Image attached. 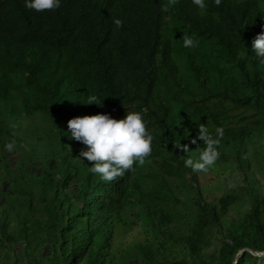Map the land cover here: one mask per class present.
Returning <instances> with one entry per match:
<instances>
[{
    "label": "trees",
    "instance_id": "16d2710c",
    "mask_svg": "<svg viewBox=\"0 0 264 264\" xmlns=\"http://www.w3.org/2000/svg\"><path fill=\"white\" fill-rule=\"evenodd\" d=\"M24 3L0 0V102L42 119L49 148L39 176L3 193L27 197L16 213L0 211V264H232L244 248L264 251V194L252 171L264 166V63L252 51L264 0H205L202 10L177 0L167 12V0H61L39 13ZM184 34L196 46L185 48ZM129 110L153 135L150 162L104 182L67 122ZM199 124L214 137L223 128L213 167L240 172L244 198L232 190L207 201L184 166L180 145L193 157L203 147L191 143ZM136 220L143 240L116 252L115 237ZM236 264L264 257L245 252Z\"/></svg>",
    "mask_w": 264,
    "mask_h": 264
},
{
    "label": "clouds",
    "instance_id": "9594fccd",
    "mask_svg": "<svg viewBox=\"0 0 264 264\" xmlns=\"http://www.w3.org/2000/svg\"><path fill=\"white\" fill-rule=\"evenodd\" d=\"M177 0H167V5L162 10L167 12L168 7L174 6ZM61 0H25L26 9L37 13L53 11L60 7ZM192 4L198 9L206 7L205 0H192ZM219 6L221 0H214ZM116 28L123 26L121 19L113 21ZM183 46L191 48L196 46L198 41L193 36L184 34L181 36ZM252 51L261 58L264 63V27L252 41ZM97 97L90 95L87 98V105H97ZM101 103V102H100ZM67 128L71 133V139L82 143L86 150H81L79 156L91 163L89 171L98 175L104 182H112L122 177L126 171H131L135 166L143 167L152 152L153 135L147 127L143 115L138 111H126L123 119H113L109 115L97 114L82 116L70 119ZM214 137L206 125L199 124L198 135L191 140L196 144L197 140L203 142V147H197L193 157V151H189L187 145L179 148L187 153V158L180 157L184 166L191 169L193 173H206L219 159L218 146L223 137V128H217ZM14 143L6 145V149L12 152Z\"/></svg>",
    "mask_w": 264,
    "mask_h": 264
},
{
    "label": "rangeland",
    "instance_id": "374dc122",
    "mask_svg": "<svg viewBox=\"0 0 264 264\" xmlns=\"http://www.w3.org/2000/svg\"><path fill=\"white\" fill-rule=\"evenodd\" d=\"M47 129V124L42 119H28L19 111L11 110L0 102V150L3 149L0 152V211L4 208L17 211L19 209L17 200H23L27 197V195L3 194L8 190V187L10 189L8 191H14V180L25 184L30 182V175H40L39 160L41 161V158L38 154L45 153V149L49 148L46 144ZM11 143H14L15 147L12 152H9L6 145ZM6 159L11 169L7 166ZM252 171L256 173V179L259 182L254 187L258 192L264 194V166H257L252 163ZM197 176L198 188L207 201L214 202L221 195L232 190L244 198L245 192L241 191V187L245 185V182L242 180L240 172H231L216 166L206 173H198ZM32 197L36 200V195H32ZM248 208L247 202L238 203L236 207L231 209L229 216H235ZM15 213L9 216L10 220L16 219ZM136 222V225L130 230L121 232L115 237L113 247L117 249L116 252L128 248L132 243L143 240L141 222L139 220ZM40 254L47 256L48 250L44 248Z\"/></svg>",
    "mask_w": 264,
    "mask_h": 264
},
{
    "label": "water",
    "instance_id": "95a60500",
    "mask_svg": "<svg viewBox=\"0 0 264 264\" xmlns=\"http://www.w3.org/2000/svg\"><path fill=\"white\" fill-rule=\"evenodd\" d=\"M249 253L251 254L252 256L254 257H257V258H263L264 257V251H261V252H256V251H253L249 248H244L242 250H240L234 257V260L232 262V264H236L238 259L244 254V253Z\"/></svg>",
    "mask_w": 264,
    "mask_h": 264
}]
</instances>
